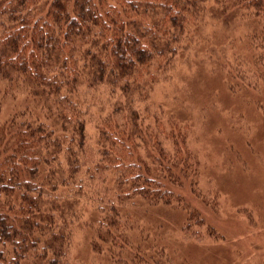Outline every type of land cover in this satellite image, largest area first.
<instances>
[{
	"label": "trees",
	"instance_id": "16d2710c",
	"mask_svg": "<svg viewBox=\"0 0 264 264\" xmlns=\"http://www.w3.org/2000/svg\"><path fill=\"white\" fill-rule=\"evenodd\" d=\"M208 10L254 16L253 36L264 33V0H0V83L4 95L21 97V107L0 119V264H69L81 199L98 213L94 250L120 264L146 263L124 209L142 198L182 200L183 182L172 173L188 166L183 139L174 158L163 145L184 137L182 127L166 129L163 110L141 111L140 97ZM102 84L125 103L112 104L100 122L93 156L80 95Z\"/></svg>",
	"mask_w": 264,
	"mask_h": 264
},
{
	"label": "rangeland",
	"instance_id": "374dc122",
	"mask_svg": "<svg viewBox=\"0 0 264 264\" xmlns=\"http://www.w3.org/2000/svg\"><path fill=\"white\" fill-rule=\"evenodd\" d=\"M208 13L140 97L141 111L148 105L151 112L163 110L166 129L171 123L182 127L184 137L177 134L163 145L174 158L183 139L188 169L172 173L183 182L182 200L153 204L142 198L125 207L135 224V244L147 258L137 264H264V33L253 36L260 32L254 16ZM3 89L0 83V119L21 107V97L4 95ZM110 91L106 84L81 91L85 151L93 156L100 147V122L112 104L125 103ZM130 98L137 103V96ZM139 152L146 160V145ZM90 204L81 199L76 206L69 264H120L93 249L98 213Z\"/></svg>",
	"mask_w": 264,
	"mask_h": 264
}]
</instances>
